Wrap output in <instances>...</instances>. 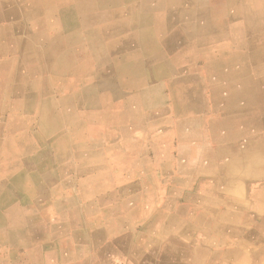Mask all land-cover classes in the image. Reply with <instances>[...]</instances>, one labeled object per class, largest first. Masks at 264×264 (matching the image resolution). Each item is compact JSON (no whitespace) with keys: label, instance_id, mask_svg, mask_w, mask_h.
Wrapping results in <instances>:
<instances>
[{"label":"crops","instance_id":"0c3cea01","mask_svg":"<svg viewBox=\"0 0 264 264\" xmlns=\"http://www.w3.org/2000/svg\"><path fill=\"white\" fill-rule=\"evenodd\" d=\"M117 1L114 6L123 9L118 13L125 10L128 16L129 8L143 22H114L111 38L89 33L101 42H115L116 58L130 60L121 77L127 87L125 103L115 112L119 123L85 115L88 145L60 157L53 150L61 145L60 133L46 138L36 114L21 119L34 141L17 147L11 136L2 137L0 264H264V99L258 98L264 96V39L247 36L248 29L264 35V20L228 22L226 31L217 32L202 23L204 0H181L180 9L201 18L195 25L194 19L161 22L168 0H149L147 6L144 0ZM34 3L0 0V35L18 31L21 38L28 36L31 16L48 12ZM208 4L214 8L220 3ZM143 8L146 12L140 14ZM190 27L193 35L187 39ZM231 57L232 63L223 64ZM200 58L210 59L207 68L192 62ZM151 87L177 91L169 96L180 114L174 124L171 109L162 112L164 96L157 95L152 109L137 107L138 91ZM21 88L15 89L20 93L16 102L24 112ZM71 105L62 106L69 115ZM70 118L74 137L76 119Z\"/></svg>","mask_w":264,"mask_h":264},{"label":"rangeland","instance_id":"374dc122","mask_svg":"<svg viewBox=\"0 0 264 264\" xmlns=\"http://www.w3.org/2000/svg\"><path fill=\"white\" fill-rule=\"evenodd\" d=\"M221 1L219 0L220 4ZM67 2H69V10L67 11L66 10L60 11L58 7L55 8V10L52 12H47V13L43 12V14H41L43 15V17L41 18L43 20H46L45 23L47 28L45 29L44 33L47 34L48 39H46L44 42H41V44L37 46L36 49V52L38 51L37 54H29L27 56L23 54L24 47L18 44V41L21 39L22 36L20 37L18 31H13L16 32L17 35H15L14 33L11 36L0 35V95H1L0 96V147L3 142L2 141L3 136H7V137L11 136L13 138L12 144L17 147L19 146V144L23 143L24 141H30V140L34 141V139L32 138L33 137L32 134H30L29 132L30 130L28 132H25L24 129L25 124L23 125L21 123V119L26 120V117L29 115L36 114L39 116L40 118L39 126H41V129L45 133L46 138L55 137L57 131L60 133L61 145L57 149H53L54 153L55 154L57 153L56 157H60L61 152L67 153L68 151H71L74 147L78 149L88 145V140L85 139L86 138L85 133L87 132V127L89 125L87 123H83L85 120L84 118L85 115H87L93 121L97 120V117L99 118L105 117L107 122L114 126H116L119 123V118L117 117L115 112L119 108L121 110V107L125 103L122 96L124 95V88H126L127 86L123 87L121 82L122 78L118 77L113 72L107 71V69L105 70L103 65H98V64L95 65L91 63V61H89V65H88L82 59L83 60L82 62L83 63L85 62L84 63L85 67H82L83 65L81 64V62H77L74 59H72V57L77 53V51L80 52L82 58L89 56L87 46L90 44L91 47H93V42L97 40L95 38L96 35H94V33H89V30L93 32V30L95 29V33H96L98 30L97 27L94 26L98 22L95 23V21L92 19L94 18L93 17L94 15L93 16L91 15L92 17H89L90 15L87 12L80 10L81 11L80 13L85 14L80 19V26H75L68 29V27L72 26V23H70L72 14H74L72 5L73 4L75 5V2L74 0H67ZM148 2L150 1L144 0L146 6ZM157 2H159V0H157ZM77 3L83 6V8H87L89 5V0H82V1L78 0ZM99 4L101 6L105 4L104 7H106V9L107 6H109L106 12H108L109 16L112 17L113 19H116V17L119 18L122 16L123 17L126 16L125 10L123 11L125 13L124 15L123 12L118 13L119 10L116 11V8L119 9L117 6L116 7L114 5L111 6L112 4L111 0H99ZM161 7H162L161 5L159 6L157 5V10H159ZM235 7L237 8V13L240 15V17L243 16L244 14H242L241 12L244 11V9L242 8L240 13L238 11L239 8L243 7L241 0H236ZM120 9L122 10V8ZM144 9L145 8H143L140 14H144L146 12V10ZM68 11H69L68 14H70L69 17L66 16L67 15L66 13H63ZM94 13L96 14L97 12ZM230 14H231V8L229 7H227L225 11L219 13V17L221 18L220 19L221 23H219L218 25L220 26L224 25V26L223 28L215 27V30H217V32L218 30L219 31L227 30L226 23H228ZM117 15H121V16H117ZM256 19L264 20V10L262 14ZM240 21H238V23ZM85 27H88L89 37L83 36V28ZM32 28L33 27L31 25V27L27 30L29 37L35 33V28H33L34 30ZM60 29L62 30V32ZM57 33H61L62 35L61 39H63L62 42L64 43V45H62L59 49H57L56 47V49L51 50L49 48V45L51 43L49 42L53 40V36ZM79 45L82 46V48ZM33 50H35V48H33ZM50 54H52L54 57L51 58ZM107 54L109 58L108 60L109 61L111 60L110 61L111 64H113L115 67H123L125 64H128L130 62V60L128 59L115 58L116 55L118 54H116L114 47H112ZM128 54L132 55V53H128ZM140 55H144V54L140 53ZM11 58H13L14 61ZM197 60H192V62L196 61L195 63L199 68H201V66L203 67L205 66V68H207L206 66L210 61L202 58ZM201 62L203 63V65L200 64ZM55 65H57L58 67L60 65L62 68L66 69V72L62 73L58 69V67H55ZM208 72H211V69H208ZM239 75L240 73L235 74L234 78L236 79L233 80V82H235L234 84H236L239 81L238 80ZM88 81H90L91 83H89ZM204 82H205L204 83L205 87H211V83H209L208 81H204ZM7 87H10L9 91ZM18 87H22L21 90H22V94L24 95L23 99L25 101V106H26V108H24L26 111L24 110V112L23 111L20 112V108H19L20 105L16 102V99L20 95V93L15 92V89H17ZM177 88L178 87H176V89ZM2 90H4L5 92ZM161 90L162 91L157 92L153 90L152 87L149 88L148 92L139 90L138 95L140 96V98L138 100L136 97L135 101L136 103H138L139 109H141L142 107L154 106L155 104H153L152 102L154 100H157V95H160L158 96L160 98L164 96L165 102H163L162 112L164 113V111H166V113H168L169 109H171V115L174 124L175 121H178L180 114L177 113V109L172 108L173 105L170 102L169 96H171L172 94L178 95L177 91H171L169 90V87H163ZM25 96H27V98ZM207 96L210 97L209 94H207ZM67 97L68 99H66L65 101H71L73 103V106L72 105L70 106L72 107L73 115L72 114L69 115L68 113L69 109H66L65 111V109H63L62 107L64 104L69 103L62 101ZM206 98L204 97V100H206ZM210 98H212V96ZM10 100H11L10 104L7 105ZM32 101H36L38 104L32 107L34 105ZM89 101H92V108L88 107ZM85 105L87 107L83 108ZM107 108H109L111 112L103 110ZM150 109H152V107H150ZM59 111H60V115L57 116L59 120L55 119L53 121L52 116L57 115ZM69 116L71 118L75 117L76 119L75 121L76 130L73 133V135H75L74 137H71V134L75 127V124L74 125L69 124L68 122ZM174 128L175 127L171 129L172 132L174 131ZM175 150L176 148L173 149V151ZM1 160H3L2 157ZM161 184L162 182L159 185ZM130 225L131 224H129V226Z\"/></svg>","mask_w":264,"mask_h":264},{"label":"bare ground","instance_id":"6f19581e","mask_svg":"<svg viewBox=\"0 0 264 264\" xmlns=\"http://www.w3.org/2000/svg\"><path fill=\"white\" fill-rule=\"evenodd\" d=\"M35 1V3H34V6L35 7H37V8H40V7H44V8H47L48 10V12H50L51 10H53V9H55V8H58L59 7V10L60 11H67V10H69V2H67V0H34ZM82 1V0H81ZM169 1V0H168ZM166 1V2H163V6L165 7V11L163 12V14H162V16H161V19H160V21L161 20H168V19H175V18H182V19H184L185 21H187V23H190L193 19H194V22L192 23L193 25H195V23H196V21L197 22H199L200 23V19L199 18H195V16H194V13H192V11H191V9H187V11H185V10H182V9H180V7L179 6H182V1L181 0H174V1ZM191 1V0H190ZM208 1L209 0H204V8H203V10H202V12H203V25L204 26H209V27H213V28H215L216 26H220V25H218L219 23H221V18L219 17V13H221V12H223V11H225L226 10V8L227 7H229V8H231V14L229 15V20H228V22H230V23H232V25H235V24H237L238 23V21H240V20H242V21H240V22H244L245 20L246 21H248V22H250V21H252V22H255L257 19V17H259L261 14H262V12H263V10H264V5H263V3H264V0H241V2H242V4H243V7H241V8H239V13L241 12V10H242V8L244 9V11H242L241 13L242 14H244L243 16H241L240 17V15L237 13V8L235 7V5H236V0H220L221 1V4H218V5H216L214 8H209V4H208ZM32 2V1H31ZM71 2V1H70ZM74 2H75V5L73 4L72 5V8H73V10H74V14H72V17H71V22L70 23H72V26L71 27H68V29H70V28H72V27H75V26H80V19H81V17L82 16H84L85 14H82V13H80L81 11L80 10H83V11H85V12H87L89 15V17H92L93 15V17L94 18H92L94 21H95V23L96 22H98L94 27H98L97 28V30H98V33L96 34V35H103L104 33H106V37L107 36H109V38H111V34H110V29L111 28H113V23L114 22H119V23H125L126 21H130V22H126V23H136V22H139V21H142L141 20V18H139V17H137V16H133L134 14H133V12L129 9V8H127L128 9V12L130 13L128 16H126V17H124V18H120V19H113L112 17H110L109 16V14H108V12H106V10H108V8H109V6H107V9H106V7H104V5L103 6H101L100 4H99V0H89V5H88V7L87 8H83V6H81L79 3H77L78 2V0H74ZM131 2V1H130ZM188 2V1H187ZM192 2V1H191ZM194 2H195V0H194ZM111 3L113 4V5H116L117 3H119L120 4V1H117V0H111ZM121 3H124V2H121ZM129 3V2H128ZM19 4V3H18ZM30 4V3H29ZM188 4V3H187ZM195 4V3H194ZM132 5V4H131ZM75 6V7H74ZM119 6V5H118ZM126 6V5H125ZM129 6H130V4H129ZM135 6H137V7H139V6H141V3H138V4H133L131 7H135ZM193 6V5H192ZM13 7V6H12ZM27 7V6H26ZM26 7H24V8H26ZM71 7V6H70ZM188 7V6H187ZM9 8H10V6H9ZM1 9V8H0ZM8 9V8H7ZM18 9V8H17ZM162 9V8H161ZM195 9V8H194ZM32 10V9H31ZM121 9H119V11H120ZM123 10V9H122ZM23 11V10H22ZM191 11V12H190ZM15 12V11H14ZM46 12V11H45ZM94 12H97L96 14L94 13ZM140 12V11H139ZM150 12V11H149ZM153 12V11H152ZM30 13H31V11H30ZM63 13H66L67 15V17H69V15L70 14H68L69 13V11L68 12H63ZM26 14V13H25ZM123 14L125 15V13L123 12ZM122 14V15H123ZM149 14H151V13H149ZM157 14V13H156ZM92 15V16H91ZM139 15V14H138ZM161 15V14H160ZM133 16V19L131 18ZM157 16V15H156ZM155 16V17H156ZM200 16H201V14H200ZM146 17V16H145ZM159 17V16H158ZM202 17V16H201ZM6 18V17H5ZM27 18V17H26ZM55 18H57V17H55ZM117 18V17H116ZM150 18V17H149ZM157 18V17H156ZM8 19V18H7ZM23 19V18H22ZM197 19V20H196ZM4 20V19H3ZM16 20V19H15ZM30 20L33 22V28H35V33L34 34H32L30 37L29 36H26V37H23V38H21V40H19L18 41V44L21 46H23L24 48H23V51H24V55L25 56H27V55H29V54H37V52H36V49H37V46L39 45V44H41V42H44L46 39H48V36H47V34L46 33H44V31H45V29L47 28L46 27V20H43L40 16H37L36 14H35V16H31V18H30ZM148 20V19H147ZM152 20H153V18H152ZM149 21H151V20H149ZM155 21V20H154ZM92 22V21H91ZM143 22V21H142ZM162 22V21H161ZM225 22V21H224ZM69 23V24H70ZM94 23V22H93ZM245 23V22H244ZM15 24V23H14ZM30 24V23H29ZM48 24V23H47ZM201 24V23H200ZM199 24V25H200ZM240 24V23H239ZM68 25V24H67ZM138 25V24H137ZM142 25V24H141ZM158 25V24H157ZM162 25H164V24H162ZM186 25V24H185ZM187 25H189V24H187ZM186 25V26H187ZM15 26V25H14ZM19 26H21V25H19ZM48 26V25H47ZM132 26V25H131ZM144 26V25H143ZM145 26H147L146 25V23H145ZM148 26H150V25H148ZM17 27V26H16ZM153 27V26H152ZM199 27V26H198ZM201 27V26H200ZM199 27V28H200ZM22 28V27H21ZM24 28V27H23ZM22 28V29H23ZM32 28V29H33ZM139 28V27H138ZM141 28V27H140ZM147 28V27H146ZM179 28V27H178ZM191 28V27H190ZM246 28V27H245ZM244 28V29H245ZM130 29V28H129ZM133 29V28H132ZM165 29H166V27H165ZM212 29V28H211ZM210 29V30H211ZM34 30V29H33ZM61 30V29H60ZM139 30V29H138ZM138 30H136V31H138ZM155 30H156V28H155ZM163 30H164V28H163ZM91 30H89V32H90ZM94 31V33H95V29L93 30ZM131 31V30H130ZM188 31V30H187ZM219 31V30H218ZM248 31H249V29H248ZM247 31V36H249V37H252L253 39H258V38H262V39H264V35L263 34H259V32L258 33H252V34H250L251 32H248ZM23 32V31H22ZM61 32H62V30H61ZM198 32H199V30H198ZM239 32V31H238ZM21 33V32H20ZM19 33V34H20ZM50 33V32H49ZM82 33V32H81ZM154 33V32H153ZM152 33V34H153ZM237 34V35H236ZM235 35H236V37H238L239 38V36L240 35H238V33H236ZM156 35V34H155ZM162 35H163V33H162ZM191 35H193V29L191 28L190 29V31H189V34H187V36H186V38L187 39H190V38H192V36ZM220 35H221V33H220ZM61 33H57V34H55L54 36H53V40H51V42H49V43H51L50 45H49V48L51 49V50H53V49H56V47H57V49H59L62 45H64V43L62 42V40L63 39H61ZM83 36H86V37H88L89 35H88V27H85V28H83ZM219 36V35H218ZM131 37V36H130ZM223 37V36H222ZM76 38V37H75ZM98 38V37H97ZM135 38V37H134ZM144 38V37H143ZM145 38H147V37H145ZM160 38V37H159ZM218 38V37H217ZM85 39V38H84ZM83 39V40H84ZM92 39V38H91ZM94 39V38H93ZM100 39V38H99ZM99 39H97L96 40V42H94L93 43V47H91V45L89 44L88 46H87V49H88V53H89V56H86V57H84V58H82V56H81V54H80V52L79 51H77V53L72 57V59H74L75 61H77V62H81V64L83 65L82 67H85L84 66V63L86 62L88 65H89V61H91V63H93V64H98V65H103V67H104V69L106 70L107 69V71H109V72H113V73H115L118 77H122V75H123V73L125 72V67H115L113 64H111V60L109 61L108 60V58L106 59L105 58V55L110 51V47H112V45H115L116 43L115 42H110V43H104V41L103 42H101ZM103 39H104V37H103ZM202 39V38H201ZM200 39V40H201ZM242 39V38H241ZM71 40V39H70ZM143 40V39H142ZM85 41V40H84ZM167 41V40H166ZM148 42H149V40H148ZM160 41H158V43H159ZM193 42V41H192ZM197 42V41H196ZM242 42V41H241ZM48 43V42H47ZM163 43H164V41H163ZM194 43V42H193ZM219 43V42H218ZM223 43V42H222ZM80 44V43H79ZM196 44V43H195ZM214 44V43H213ZM121 45V44H120ZM123 45V44H122ZM133 45V44H132ZM197 45V44H196ZM241 45V44H240ZM80 46V45H79ZM137 46V45H136ZM194 46V45H193ZM245 46V45H244ZM243 46V47H244ZM3 47V46H2ZM42 47V46H41ZM81 48H82V46H80ZM114 47V46H113ZM116 47V46H115ZM210 47V46H209ZM236 47V46H235ZM33 48H35V50H33ZM119 48H120V46H119ZM162 48V47H161ZM208 48V47H207ZM41 49V48H40ZM44 49V48H43ZM163 49H165V48H163ZM174 49H176V48H174ZM201 49V48H200ZM213 49V48H212ZM237 49V48H236ZM242 49V48H241ZM113 50V49H112ZM124 50V49H123ZM122 50V51H123ZM172 50V49H171ZM190 50V49H189ZM210 50H211V48H210ZM22 51V52H23ZM45 51V50H44ZM83 51V50H82ZM120 51V50H119ZM126 51H127V49H126ZM165 51V50H164ZM179 51V50H178ZM193 51V50H192ZM241 51V50H240ZM121 52V51H120ZM177 52V51H176ZM209 52V51H208ZM52 53V52H51ZM219 53V52H218ZM249 53H250V51H249ZM4 54V53H3ZM18 54V53H17ZM95 54V55H94ZM115 54V53H114ZM169 54V53H168ZM167 54V55H168ZM215 54V53H214ZM236 54V53H235ZM10 55H12V54H10ZM15 55V54H14ZM176 55V54H175ZM200 55V54H199ZM207 55H208V53H207ZM228 55V54H227ZM3 56V55H2ZM8 56V55H7ZM41 56V55H40ZM50 56H51V58H53L54 56L52 55V54H50ZM56 56V55H55ZM107 56H108V54H107ZM121 56V55H120ZM194 56V55H193ZM202 56V55H201ZM224 56V55H223ZM249 56V55H248ZM170 57V56H169ZM196 57V56H195ZM194 57V58H195ZM5 58V57H4ZM15 58V57H14ZM37 58H38V56H37ZM116 58V57H115ZM167 58V57H166ZM178 58V57H177ZM232 58V57H231ZM231 58L230 59H228L227 61H225V62H223V64H227V62L228 61H230V63H232L233 61H234V58H232V60H231ZM249 58V57H248ZM251 58V57H250ZM11 59H13V58H11ZM85 61L84 63L82 62L83 60ZM118 59V58H117ZM210 60V59H209ZM250 60V59H249ZM13 61H14V59H13ZM52 61H54V60H52ZM166 61V60H165ZM182 61H185V60H182ZM198 61V60H197ZM39 62V61H38ZM206 62V61H205ZM160 63V62H159ZM162 63H164V62H162ZM161 63V64H162ZM166 63V62H165ZM186 64V63H185ZM201 64V63H200ZM9 65H10V63H9ZM15 65V64H14ZM35 65V64H34ZM91 65V64H90ZM173 65V64H172ZM180 65V64H179ZM195 65V64H194ZM79 66V65H78ZM140 66V65H139ZM138 66V67H139ZM178 66V65H177ZM34 67V66H33ZM55 67H58L57 65H55ZM133 66H129V68H132ZM135 67H137V65L135 66ZM138 67L136 68V70L135 71H137L138 70ZM171 67H173V66H171ZM94 68V67H93ZM155 68V67H154ZM2 69H4V68H2ZM58 69L62 72V73H65L66 72V69H64V68H62L60 65H59V67H58ZM164 70H165V68H163ZM202 69V68H201ZM127 70L128 71H131V69H128L127 68ZM133 70V69H132ZM168 70V69H167ZM170 70V69H169ZM188 70V69H187ZM35 71V70H34ZM134 71V72H135ZM139 71H140V69H139ZM192 72V71H191ZM194 72V71H193ZM192 72V73H193ZM197 72V71H196ZM7 73V72H6ZM91 73V72H90ZM161 73V72H160ZM164 73V72H163ZM170 73V72H169ZM179 73V72H178ZM181 73V72H180ZM188 73V72H187ZM190 73V72H189ZM88 74V73H87ZM92 74V73H91ZM67 75V74H66ZM135 75V74H134ZM20 76V75H19ZM51 76V75H50ZM53 76V75H52ZM137 76V74L135 75V77ZM141 76V75H140ZM152 76V75H151ZM64 77V76H63ZM62 77V78H63ZM134 77V78H135ZM23 78V77H22ZM55 78V77H54ZM117 78V77H116ZM158 78V77H157ZM263 78H264V76H263ZM16 79V78H15ZM25 79V78H24ZM44 79V78H43ZM50 79V78H49ZM141 79H143L142 77H141ZM161 79V78H160ZM8 80V79H7ZM95 80V79H94ZM130 80V79H129ZM132 81H134V80H132ZM23 82V81H22ZM54 82V81H53ZM89 83H91L90 81H88ZM51 83V82H50ZM62 83V82H61ZM264 83V82H263ZM139 84V83H138ZM128 85V84H127ZM48 86H49V84H48ZM47 86V87H48ZM81 86V85H80ZM44 87V86H43ZM55 87V86H54ZM129 87H131V86H129ZM65 88V87H64ZM67 88V87H66ZM108 89V88H107ZM178 90V89H177ZM22 91V90H21ZM20 92V91H19ZM66 92V91H65ZM159 94V93H158ZM1 96V95H0ZM160 96V95H159ZM43 97V96H42ZM27 98V97H26ZM258 98H260L259 100H261V99H264V96L261 94V93H259L258 94ZM257 98V99H258ZM44 99V98H43ZM66 99H68V97L67 98H65V99H63L62 101H64V102H69V101H65ZM231 102L230 100H227V102ZM61 102V101H60ZM136 102V101H135ZM138 102V101H137ZM261 102H262V100H261ZM259 103V102H258ZM147 104V103H146ZM259 105V104H258ZM24 106V105H23ZM52 107V106H51ZM137 107L139 108V105H138V103H137ZM148 107V106H147ZM151 107V106H150ZM153 107V106H152ZM53 108V107H52ZM78 109V108H77ZM154 109H157V108H154ZM264 109V108H263ZM149 111H150V109H148ZM104 112V111H103ZM263 113V112H262ZM46 114V113H45ZM262 115V114H261ZM47 116V115H46ZM151 116H153V113H151L150 112V117ZM160 118V117H159ZM261 118V117H260ZM167 122V121H166ZM158 124V123H157ZM154 126V125H153ZM156 126V125H155ZM264 126V125H263ZM83 127H85V126H83ZM50 129V128H49ZM102 129V128H101ZM174 132V131H173ZM87 134V133H86ZM88 135V134H87ZM91 141V140H90ZM252 142V141H251ZM256 143H258V142H256ZM61 144V143H60ZM90 144V143H89ZM98 144V143H97ZM56 145V144H55ZM258 145V144H257ZM260 148V147H259ZM86 149V148H85ZM65 150V149H64ZM70 150V149H69ZM83 150V149H82ZM67 151V150H66ZM98 151V150H97ZM65 152V151H64ZM87 152V151H86ZM69 153V152H68ZM92 153V152H91ZM95 153V152H94ZM122 153V152H121ZM89 154V153H88ZM3 156V155H2ZM70 156V155H69ZM88 156V155H87ZM84 157V156H83ZM86 157V156H85ZM3 158V157H2ZM171 160V159H170ZM42 161V160H41ZM123 161V160H122ZM167 161V160H166ZM63 162V161H62ZM40 163H42V162H40ZM231 163V162H230ZM45 164V163H44ZM56 164V163H55ZM42 165V164H41ZM55 166V165H54ZM232 167V166H231ZM39 168H41V167H39ZM142 168V167H141ZM230 168V167H229ZM145 170V169H144ZM166 172V171H165ZM229 172V171H228ZM113 173V172H112ZM236 173V172H235ZM70 174V173H69ZM238 174V173H237ZM256 174H258V173H256ZM242 175V174H241ZM32 176V175H31ZM30 176V177H31ZM235 176V175H234ZM16 177V176H15ZM28 178V177H27ZM34 178V177H33ZM164 178V177H163ZM228 178V177H227ZM35 179V178H34ZM22 180V179H21ZM33 180V179H32ZM161 180V179H160ZM210 180V179H209ZM241 180V179H240ZM238 181V180H237ZM19 182V181H18ZM22 182V181H21ZM244 182V181H243ZM242 182V183H243ZM22 184V183H21ZM25 184V183H24ZM66 184V183H65ZM240 184V183H239ZM35 185V184H34ZM24 186V185H23ZM244 186V185H243ZM225 187V186H224ZM233 187V186H232ZM62 188H64L63 186H62ZM259 188V187H258ZM55 189V188H54ZM32 190H33V188H32ZM44 190V189H43ZM69 190V189H68ZM21 191V190H20ZM27 191V190H26ZM87 191V190H86ZM132 191V190H131ZM262 191H263V189H262ZM25 192V191H24ZM81 192V191H80ZM32 193V192H31ZM240 193V192H239ZM34 194V193H33ZM37 194V193H36ZM45 194V193H44ZM46 194H47V192H46ZM46 194H45V196H46ZM249 194V193H248ZM81 195V194H80ZM263 195V194H262ZM243 196V195H242ZM73 197V196H72ZM40 198V197H39ZM42 199H44V197L42 198ZM45 200V199H44ZM38 201V200H37ZM40 201V200H39ZM41 202V201H40ZM45 202V201H44ZM225 202V201H224ZM41 204H43V203H41ZM239 205V204H238ZM242 206V205H241ZM228 207V206H227ZM240 207V206H239ZM234 208V207H233ZM236 209V208H235ZM264 209V208H263ZM210 210V209H209ZM259 210V209H258ZM214 211V210H213ZM235 211V210H234ZM237 211V210H236ZM256 211V210H255ZM254 211V212H255ZM154 212V211H153ZM184 212V211H183ZM251 212V211H250ZM157 213V212H156ZM253 213V212H252ZM58 214V213H57ZM178 214V213H177ZM187 214H188V212H187ZM189 215V214H188ZM187 215V216H188ZM191 216V215H190ZM235 216V215H234ZM237 216H239V215H237ZM170 217H172V216H170ZM217 217V216H216ZM227 217V216H226ZM263 217V216H262ZM130 218V217H129ZM159 218V217H158ZM222 218V217H221ZM225 218V217H224ZM233 218V217H232ZM235 218V217H234ZM233 218V219H234ZM237 218V217H236ZM252 218V217H251ZM223 219V218H222ZM231 219V218H230ZM229 219V220H230ZM159 220V219H158ZM238 220V219H237ZM82 221V220H81ZM127 221V220H126ZM171 221V220H170ZM235 221V220H234ZM155 222V221H154ZM173 222V221H172ZM261 222V221H260ZM262 222H263V220H262ZM264 223V222H263ZM262 223V224H263ZM158 224H159V222H158ZM186 224V223H185ZM232 225V224H231ZM234 225V224H233ZM157 226V225H156ZM235 226V225H234ZM253 227V226H252ZM260 227V226H259ZM158 228V227H157ZM174 229V228H173ZM259 229V228H258ZM263 229V228H262ZM162 230V229H161ZM160 230V231H161ZM253 230H255V229H253ZM154 231V230H153ZM157 231H159V230H157ZM251 231V230H250ZM162 232V231H161ZM155 233H157V232H155ZM247 234V233H246ZM164 236V235H163ZM242 236V235H241ZM157 237V236H156ZM165 237V236H164ZM155 238V237H154ZM163 239V238H162ZM159 240V239H158ZM60 241V240H59ZM61 241H63V240H61ZM70 241V240H69ZM140 241H141V239H140ZM157 242V241H156ZM149 244V243H148ZM247 246V245H246ZM70 247V246H69ZM159 247V246H158ZM249 247V246H248ZM204 253V252H203ZM116 254V253H115ZM67 255V254H66ZM199 258H200V256H199ZM243 262H244V260H243Z\"/></svg>","mask_w":264,"mask_h":264}]
</instances>
